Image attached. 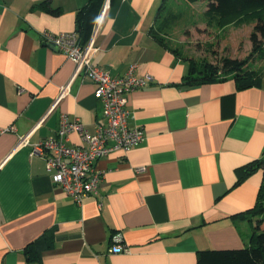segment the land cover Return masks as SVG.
I'll return each mask as SVG.
<instances>
[{
    "label": "crops",
    "instance_id": "obj_1",
    "mask_svg": "<svg viewBox=\"0 0 264 264\" xmlns=\"http://www.w3.org/2000/svg\"><path fill=\"white\" fill-rule=\"evenodd\" d=\"M89 1L0 0V264H197L199 250L247 246L258 218L247 209L262 169L237 181L264 156V76L245 88L232 78L185 85L189 60L151 32L166 0H109L94 40V62L111 76L135 64L136 75L153 77L127 95L128 124L145 136L95 161L104 173L97 193L77 203L31 154L62 113L89 132L103 122L95 84L83 73L51 108L74 63L42 38L76 31ZM69 138L84 145L75 132ZM42 234L51 245L28 261L25 247ZM117 234L128 250L110 253Z\"/></svg>",
    "mask_w": 264,
    "mask_h": 264
},
{
    "label": "built area",
    "instance_id": "obj_2",
    "mask_svg": "<svg viewBox=\"0 0 264 264\" xmlns=\"http://www.w3.org/2000/svg\"><path fill=\"white\" fill-rule=\"evenodd\" d=\"M109 0H103L101 9L91 27L86 42L80 40L77 31L42 33L43 41L61 51L74 63L71 79L64 84L53 101V108L59 99L68 92L72 78L83 73L95 84L94 94L102 102L103 122L96 124L94 132H89L79 119H68L61 114L55 132L31 144V154L43 157L50 179L62 191L81 203L86 194L97 193L99 183L104 176L97 169L95 161L114 150L128 151L145 136L140 126H129L131 111L127 107V95L135 89L153 81L149 74L138 76L134 73L135 64H131L122 76L113 77L94 62V40L99 33ZM75 132L84 145L70 144V134ZM30 131L18 137L17 144L25 143ZM137 167L136 170H142ZM120 234L108 249L110 253L127 251Z\"/></svg>",
    "mask_w": 264,
    "mask_h": 264
},
{
    "label": "trees",
    "instance_id": "obj_3",
    "mask_svg": "<svg viewBox=\"0 0 264 264\" xmlns=\"http://www.w3.org/2000/svg\"><path fill=\"white\" fill-rule=\"evenodd\" d=\"M189 3L204 1L205 10L202 12L206 24L213 25L221 20L236 17L235 23L242 24L245 20L253 22L249 34L251 48L245 57H231L224 55L220 58L219 65L203 62L198 68L195 67L193 59L183 57L164 39L159 29H151L153 37L159 42L173 50L180 57L189 60V71L183 77V83L188 86L205 84L213 81H223L228 78L235 80L238 88L260 85L264 76V70L252 67L257 58L264 59V0H185ZM103 0H90L89 3L77 13L76 31L80 40L86 42L91 27L95 21L97 12ZM163 6V5H162ZM162 6L160 10L162 9ZM160 12V11H159ZM159 15V13H158ZM247 16V19L244 16ZM232 100L233 94L222 97ZM261 168L263 182L259 188L255 205L247 209L248 213L258 214L264 210L262 198L264 195V156L260 159L246 164L239 175L240 182L252 171ZM51 241L46 234H42L25 249L28 261L38 262L39 253L42 248L49 247ZM197 264H264V217H258L253 226V235L250 243L237 249H204L197 252Z\"/></svg>",
    "mask_w": 264,
    "mask_h": 264
},
{
    "label": "rangeland",
    "instance_id": "obj_4",
    "mask_svg": "<svg viewBox=\"0 0 264 264\" xmlns=\"http://www.w3.org/2000/svg\"><path fill=\"white\" fill-rule=\"evenodd\" d=\"M205 2L189 3L185 0H166L157 16L154 29L183 57L193 59L195 67L203 62L219 65L224 55L245 57L251 48L249 34L253 22L236 24L229 17L213 25L206 24L202 11ZM247 19V16H244ZM252 67L264 70V59L257 58ZM264 204V195L262 198ZM260 214V215H259ZM257 217H264V210Z\"/></svg>",
    "mask_w": 264,
    "mask_h": 264
}]
</instances>
